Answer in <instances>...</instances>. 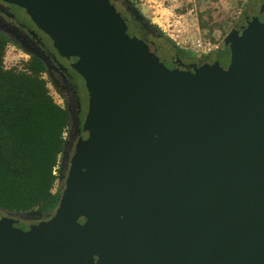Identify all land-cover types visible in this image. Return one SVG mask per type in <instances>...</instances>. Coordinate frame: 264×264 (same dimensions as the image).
Returning <instances> with one entry per match:
<instances>
[{"label": "water", "instance_id": "1", "mask_svg": "<svg viewBox=\"0 0 264 264\" xmlns=\"http://www.w3.org/2000/svg\"><path fill=\"white\" fill-rule=\"evenodd\" d=\"M1 1L83 78L88 113L55 211L0 208V264H264V0L202 65L159 58L110 0Z\"/></svg>", "mask_w": 264, "mask_h": 264}, {"label": "trees", "instance_id": "2", "mask_svg": "<svg viewBox=\"0 0 264 264\" xmlns=\"http://www.w3.org/2000/svg\"><path fill=\"white\" fill-rule=\"evenodd\" d=\"M203 19L200 28L212 33L214 18ZM9 45L0 34V208L47 215L62 194V188L55 187L70 114L53 98L39 59L6 66Z\"/></svg>", "mask_w": 264, "mask_h": 264}, {"label": "flooded vegetation", "instance_id": "3", "mask_svg": "<svg viewBox=\"0 0 264 264\" xmlns=\"http://www.w3.org/2000/svg\"><path fill=\"white\" fill-rule=\"evenodd\" d=\"M110 2L120 12L131 32L139 40L146 43L161 59L171 62L174 60L190 61L204 59L202 63L198 64L202 65L211 63L217 53L200 58L192 57L187 52L178 48L169 38H162V32H157L151 28H144L143 22L136 16L134 11L135 6L129 0H110ZM259 2L260 0H254L253 5ZM0 34L5 36L10 44L17 46L13 42L15 41L21 46H26L29 50L39 51L48 60V63L52 67L51 72L59 82L56 91L64 98L66 109L70 114V125L67 131L66 142L68 143L67 150L72 154L80 132L83 130L88 113V92L85 81L70 68L66 59L60 57L54 48L53 41L33 23L24 9L1 0ZM17 47L20 48L19 46ZM21 50L23 51V49ZM39 60L44 64L48 78V67L45 62L41 59ZM49 83L53 86L51 80H49Z\"/></svg>", "mask_w": 264, "mask_h": 264}, {"label": "rangeland", "instance_id": "4", "mask_svg": "<svg viewBox=\"0 0 264 264\" xmlns=\"http://www.w3.org/2000/svg\"><path fill=\"white\" fill-rule=\"evenodd\" d=\"M135 8L156 28L169 38L178 48L195 58L200 55L195 51L194 43L202 39L205 43L225 46L227 37L252 7L254 0H220L205 2L203 0H129ZM203 21L214 18L215 28L211 33L200 28ZM30 55L17 46L10 44L6 54V66L12 67ZM45 78L48 80L47 76ZM49 81V80H48ZM55 101L66 108L64 98L49 83ZM67 138V134H66ZM61 169V163L60 167ZM58 175L59 172L57 171ZM62 188L59 181L55 189Z\"/></svg>", "mask_w": 264, "mask_h": 264}, {"label": "built area", "instance_id": "5", "mask_svg": "<svg viewBox=\"0 0 264 264\" xmlns=\"http://www.w3.org/2000/svg\"><path fill=\"white\" fill-rule=\"evenodd\" d=\"M194 46H195V51L200 55V57L216 53L220 50V48L217 45H214L210 42L205 43L202 39L196 40Z\"/></svg>", "mask_w": 264, "mask_h": 264}, {"label": "crops", "instance_id": "6", "mask_svg": "<svg viewBox=\"0 0 264 264\" xmlns=\"http://www.w3.org/2000/svg\"><path fill=\"white\" fill-rule=\"evenodd\" d=\"M213 1H215V0H208V1H205V2H213ZM217 1H220V0H217Z\"/></svg>", "mask_w": 264, "mask_h": 264}]
</instances>
